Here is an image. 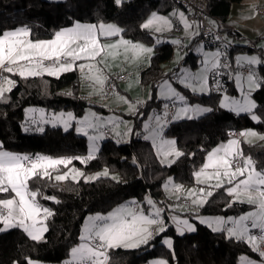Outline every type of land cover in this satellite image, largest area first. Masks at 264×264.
Instances as JSON below:
<instances>
[{
  "label": "trees",
  "instance_id": "16d2710c",
  "mask_svg": "<svg viewBox=\"0 0 264 264\" xmlns=\"http://www.w3.org/2000/svg\"><path fill=\"white\" fill-rule=\"evenodd\" d=\"M212 25L227 20L232 4L241 0H201ZM173 6L171 0H128L117 5L114 0H0V34L8 29L27 27L32 40L49 39L62 28L75 22L102 23L116 22L123 29L121 35L130 40L150 42L149 31L141 28L142 20L151 12L167 14ZM218 29L225 32L231 42L242 40L241 35L230 28ZM229 53L232 61L235 51L252 52L246 45L234 43ZM173 54L170 43L154 46L148 64L139 73L140 83L149 88L150 99L142 107L147 110L155 102V92L163 80L161 65ZM197 56L186 54L196 65ZM264 58V57H263ZM248 67V66H247ZM254 71L260 87L253 91L256 105L252 113L259 119H251L250 113L235 114L219 106L221 94L193 95L188 99L192 105L211 108L196 119H183L171 122L164 132L175 138L177 148L185 155L171 165L161 163L154 146L148 140L134 136L128 141L106 139L95 154V159L87 164L73 160L74 167L91 174L103 168L110 176L79 183L69 179L64 182L53 180H31L29 187L40 189L44 196L55 197L59 203L40 201L53 215L46 220L47 232L41 241L32 240L21 228H10L0 232V264H28L36 259L47 263L62 264L69 256L71 248L79 242V233L87 215L107 213L130 200L143 201L149 197L159 205L162 201L161 186L171 176L183 184L193 183V173L202 167L206 155L219 143L225 141V131L236 129L239 132L252 129L264 133V61ZM169 76V74L167 75ZM78 74L74 71L61 73L58 77L47 75L21 78L16 81L11 92L0 99V145L2 149L22 153L30 157L36 155L56 157H86L88 154L85 138L72 129L62 132L59 127H46L42 133L22 130L23 110L27 106L44 108L47 111L72 110L80 116L87 103L78 95ZM70 87L69 92L64 88ZM232 81H226L225 92H234ZM158 100L155 103H159ZM244 155L250 156L258 170H264V145L260 142L248 143L241 139ZM112 175L117 179H112ZM224 188H215L213 195L199 208L204 216H237L245 211L247 204L232 203ZM11 193H0V197ZM166 231L155 235L148 244L135 249L122 247L109 249L108 264H142L149 259L162 256L168 264H239L242 255L258 258L250 246L241 240L229 239L224 231L213 232L207 226L196 222V230L183 235L177 234L165 218ZM2 226V225H0ZM172 239V248H165L162 238Z\"/></svg>",
  "mask_w": 264,
  "mask_h": 264
},
{
  "label": "snow or ice",
  "instance_id": "6c2138e0",
  "mask_svg": "<svg viewBox=\"0 0 264 264\" xmlns=\"http://www.w3.org/2000/svg\"><path fill=\"white\" fill-rule=\"evenodd\" d=\"M115 3L119 5L121 0H115ZM173 15H178L185 31L192 28V24L189 23L183 12L178 14L174 12ZM172 27V21L168 17L159 16L155 12L141 24V28L155 32H161L165 29L171 30ZM122 31L123 29L113 24L100 23L96 25L77 22L73 27L55 32L54 38L49 40L33 41L31 31L27 27L3 32L0 34V99H3L5 93L11 92L16 85V81L10 76L2 75V73L14 74L27 79L44 74L58 77L61 73L78 69L82 78L91 81L94 86L99 85V89L94 87V90L102 92L108 77L104 75V69L99 65L106 64L109 57L115 59L119 55V48L123 47L125 60H128V53H131L132 59L135 60L141 55L150 54L153 51L151 47L133 43L123 39V37H120L116 43H101V37L120 36ZM173 43L179 44L180 42L173 41ZM220 56L219 51L211 54L205 53L203 70L195 76L185 71L180 83L193 92L209 91L206 73L210 70L228 67L227 64H221ZM77 61H85L86 63L77 64ZM242 61L249 66L261 63V60L256 56L237 58L238 64ZM235 79L244 96L243 102L224 95L220 107L227 108L237 114L241 112L252 113L256 105L249 99V94L251 90L259 88L260 83L250 70L247 75L248 94H245L241 84V76L237 75ZM193 81H197V83H193ZM159 87L161 97L171 100L173 107L176 106L177 101L184 104L174 113L173 120L192 119L193 116L189 113L203 114L212 111L211 108L188 106L185 97L173 88L168 80H165ZM217 90H219L218 82ZM117 98L123 103L129 104L130 111H135V106L130 104L127 98L119 95ZM168 107V104L164 105L163 116L156 115L154 118H150L155 120L156 129L162 130V121L167 122ZM27 112L30 114L38 113V118L35 115H29L27 125L52 123L55 126L56 123H62L65 131L70 126L69 121L74 119L72 113H67L66 118L64 113H60L47 119L43 109H28ZM251 119L258 121L259 118L253 114ZM107 123L118 127L115 120H109ZM79 124L81 126L77 127L76 131L87 136L90 141L86 157L53 158L39 154L30 157L0 150V193L14 194L10 198L0 199V225H2L0 232L10 228H21L34 241L44 239V233L48 230L46 220L53 215V212L38 202L37 197L41 195L40 189H31L29 181L54 179L56 182H64L71 179L79 183V178H83L85 182H90L100 176L109 175L107 169L95 176H85L84 172L74 167L69 168L73 160L87 164L95 159V153L98 151L95 142L103 137V133L89 135V129L98 130L103 126L98 117L95 120H90L86 116L79 121ZM27 125L24 127V131L31 130ZM144 127L149 129L150 126L145 124ZM156 129H153L151 134L144 138L152 139L157 155L163 157L161 163L171 165L185 153L176 147L174 139H164L160 131ZM35 130L43 132L44 128L37 127ZM129 131L131 130L129 129ZM116 135H120V133L117 132ZM230 135L234 134L230 133ZM238 136L244 138V141L248 143H251L250 138L264 140V135H259L252 130L241 131ZM240 145L241 140L233 138L209 151L202 167L193 173L197 184H206L209 190L206 191L205 188H200L199 191L195 188L189 189L185 199H191L192 205L202 207L207 202V197L213 195L211 189L224 188L225 184L229 185L225 189L227 194L233 197L229 207L236 202L248 203L254 205L256 211L241 215L238 218L198 217L199 222L207 225L213 232L226 231L229 239L235 238L245 241L254 252H258L261 257H264V170L258 171L256 169L254 161L250 156L244 155ZM0 149H2V145H0ZM169 157H173V159H169ZM59 166H63L68 171L60 173ZM209 169L212 171H208ZM53 173L56 174L53 175ZM112 179H117V177L113 176ZM213 180L215 183H210ZM169 185L172 186L175 193L184 191L183 186L173 184L171 178H169L165 188L168 189ZM43 198L59 203L52 196H44ZM179 198L177 196V199ZM146 202L152 209L148 214H145L143 209L137 210L122 205L107 215L88 216L79 236L80 243L71 249V259L65 261V264H108L109 249L138 248L148 244L155 235L164 233L166 225L161 215L163 209L157 208L151 198H146ZM130 203L135 205L136 202ZM171 219L176 223L180 235L184 234L185 229L189 232L196 230L195 226L189 223L187 219H181L175 215ZM225 225H231V227H224ZM250 229H258L260 234L258 236L253 235ZM163 244L169 249L172 248L171 239H164ZM28 264H34V262L29 260ZM154 264H168V262L161 259L154 261ZM240 264H255V262L246 256H241Z\"/></svg>",
  "mask_w": 264,
  "mask_h": 264
},
{
  "label": "rangeland",
  "instance_id": "374dc122",
  "mask_svg": "<svg viewBox=\"0 0 264 264\" xmlns=\"http://www.w3.org/2000/svg\"><path fill=\"white\" fill-rule=\"evenodd\" d=\"M49 1H60V0H49ZM124 1H128V0H121V4ZM173 6L174 7L170 10L169 14H162V13H158V12H155V13H157L159 16L168 17L172 21V24H173L174 17H176L175 15H173L174 12L175 13L176 12L177 13L183 12L185 17L187 18V13L182 7H180L178 5H173ZM152 13H154V12L149 13L142 20L141 24H143L152 15ZM187 20H188V18H187ZM75 23H77V22H75ZM75 23L70 27H73L75 25ZM79 23H81V24H95V23H88V22H79ZM102 23L103 24H113V25H116L117 27H119L116 22H102ZM99 24L100 23H98L96 25H99ZM70 27H66V28H70ZM15 29H17V28H15ZM15 29H8L6 31H13ZM62 29H65V28H62ZM62 29H60V30H62ZM60 30H58V31H60ZM144 30L150 31L149 33H150V36L152 37V40L150 42H146L143 40H137V41H132L133 43H139V44L144 45L145 47H151L153 49L152 53L154 52V46L161 44V43H170L172 45V48H173V54H172L171 58L169 60L163 62L161 65L162 74L165 76H164L163 80L160 81V83L158 84V86L156 88L154 99H155V102L160 100V102L158 104L155 102L150 103L147 110H144L142 108V107H144V105L147 103V101L150 99L151 96H150L149 88L143 86L140 83L139 73L148 64L149 57L152 53H150V54L145 53V54L141 55L138 59H135V60L132 59V54L128 53V60H125L124 49H123V47H121L118 49L119 55L115 59H112L111 57H109L106 61V64L99 65V67L104 69V75H106L108 77V79H107V81L103 87L102 92L94 90V87H95V89H99V85L94 86L91 81H88V80H85L84 78H82V74L78 69L75 70L77 72L78 78H79L78 79V92L77 93L87 103V105L85 106V109L82 111L80 116L76 115V113L72 110H60L57 112H51V111H47L44 108L27 106L23 110L22 130L24 131V127L27 125L29 115H35L38 118V113L30 114L27 112V110L28 109H43L45 112V118H47V119H50L53 115H58L60 113H64L65 118H66L67 113H72L74 119L69 121L70 126L68 127V130L72 129L75 134H77L79 136H83L85 138V143L87 145V151H89V144H90L88 137L83 135L82 133H78L76 131V128L81 126L79 124V121L83 120L86 116L89 117L90 120H95L98 117L99 122L103 125L98 130H92V129L88 130L89 135H99L100 133H103V137L95 142L98 150H99L100 146L102 145V143L108 138H112L116 142L128 141L131 138L132 133H134V136H137L139 134H145L148 130L151 132L153 129H156L155 120L150 119V118H154L156 115L163 116L165 104L173 106V102L171 100H166V99L162 98L161 94H160V87L159 86L165 80H168L172 84V87L175 88L181 95H183L185 97V102L188 106L206 107V106H202V105H192V104L188 103V99L190 97H192L193 95L202 94V93L199 91L193 92L190 88L184 87V85L180 83V79L184 76L185 71L187 73L193 75V76L199 74L204 68L205 58L203 57V52L205 50H211V51H213V50L210 48H206L204 45L199 43L196 39L191 40L192 39L191 36L187 39L186 42H184L183 40H181L185 36L184 33H180V30L174 31V26L172 27L171 30L165 29L164 31H161V32H155L154 30H148V29H144ZM196 31H197V29H196ZM120 37H123V36L120 34V36H114V37H101V43L102 44L116 43L120 39ZM52 38H54V36L49 38V39H52ZM49 39H41V40H49ZM123 39L128 40L124 37H123ZM33 41H35V40H33ZM173 41H179L180 43L176 44V43H173ZM240 43H242L243 45H247V43H245L244 40H240ZM263 44L264 43H261L262 46H263ZM181 46L185 48V52L180 51ZM191 52H193L194 54H201V58L197 59L196 65H194L193 62H191L189 60L186 61V59H185V55L189 54ZM251 56H256L262 62L263 57H264V51H260L259 49L254 50L252 52H247V51L243 52V51H238V50L235 51L234 52V59H232V61L230 60L233 68H237L240 65H246L250 68L251 67L255 68L257 65L249 66L246 63H244L243 61L240 64L237 63L238 57H251ZM79 63H86V62L85 61H77V64H79ZM218 70H220V68L216 69L215 71H218ZM86 71H87V69H86ZM211 71H213V70H210L208 73H206V75L208 76V74ZM251 71H252V68H251ZM252 72L255 75V77L257 78L256 73L254 71H252ZM234 73H235L234 74V80H235L234 81V88L236 89V93L235 92H230V93L229 92H223L220 95V97L218 98L219 106H220V102H221L224 95H227L229 98L236 99V100L243 102L244 96L242 95L241 88L237 86L236 79H235L237 75L241 76V74L237 70H235ZM168 74H176L175 75L176 80L175 81L171 80L169 77L170 75L167 76ZM3 75L10 76L11 79H13V76H14V74H8V73H4ZM44 75H47V74H44ZM119 75H125L126 79L125 80H117L114 82L111 80L115 76H119ZM47 76H49V75H47ZM50 77H57V76H50ZM193 83H197V81H193ZM241 84H242V87L244 89V93L248 94L247 76H245V77L241 76ZM109 87L111 88L110 90H108ZM208 88H209V91L203 92V94H208L210 92L209 81H208ZM256 89H258V88L251 90V92L249 94V99L252 102H254L253 98H252V93ZM64 91L69 92L70 87L64 88ZM117 95L127 98L129 103L135 106V111H130L129 110V104L123 103L121 100H119L117 98ZM173 99H175V98H173ZM183 106H184V104L177 101L176 106L173 107L174 110H173V113L171 114V120H167L166 123H164L162 121V123H163L162 130L156 129L157 131H160V134L164 139H174L175 140V138L172 136H166L164 132L166 131V129L168 128V126L171 122H173V121L176 122L179 120L187 119V118H182V119H177V120L172 119V116L174 115V113L180 107H183ZM206 108H208V107H206ZM223 109L229 110L227 108H223ZM244 113H248V112H241L239 114H244ZM93 114H95V115L93 116ZM189 114L193 116L192 119H196L205 113H203V114L189 113ZM252 115H253V113H250V116H252ZM109 120H115L116 123L118 124V127L114 126L113 124L107 123V121H109ZM145 124H149V126H150L149 129H145V127H144ZM27 126L30 127V129H31V130H29L30 132H36V133H42L40 131L35 130L37 127H43L44 130L46 127H59L62 132H65L64 125L62 123H56L55 126H53L52 123L39 124V125H27ZM152 126H153V128H152ZM129 129L131 131H129ZM246 130H252V129H246ZM252 131H254V130H252ZM24 132H28V131H24ZM117 132H119L120 135H116ZM256 133H258V132H256ZM258 134L264 135V133H258ZM107 135H111L112 137H108ZM250 139H251V143L260 142L261 144L264 145V140H259L256 138H250ZM146 140H149V142H151V144L153 145L152 139H146ZM243 141H244V138H243ZM4 151H6V150H4ZM155 151H156V148H155ZM9 152H11V151H9ZM12 153H17V152H12ZM17 154L24 155L22 153H17ZM245 156H247V155H245ZM158 157H159L160 161L163 159L162 156H158ZM56 158H60V157H56ZM205 160H206V158H205ZM163 164L169 165L167 163H163ZM69 168H72V167H69ZM104 170H105V168H103L97 172L91 173V174H85V176H95L97 173L103 172ZM65 171H68V169L64 168L63 166H59V172L60 173H63ZM208 171H212V170L209 169ZM55 174L56 173H53V175H55ZM108 176H110V174ZM113 176L114 175H112V177ZM169 178L172 179L173 184L182 185L184 191L181 193H175L172 190L171 185H169L168 189H166L165 185L167 184ZM210 183L214 184L215 181L213 180ZM225 185H227V184H225ZM228 186L229 185H227L226 188ZM193 188H195L197 191H199L200 188H205L206 191L209 190L207 188L206 184H197L194 176H193V183L192 184L180 183V182L174 180L171 176H169L165 179V181L163 182V184L161 186V190H162V198L161 199L164 203V206L159 205L158 203H156L153 200L155 202L157 208H159V206L163 207V212L161 214L162 218L164 219V221H165V218L168 219L169 223L174 227L177 234H179V233L177 231L176 223L171 219V217L174 215L181 218V219H187L189 221V223L194 225L196 228V222L201 224L199 222L198 217H200V218H216V217L238 218L241 215H245L249 212L256 211V207L254 205L244 203V204L248 205L246 207L245 211L242 212L241 214L237 215V216H234V217L233 216H223V215H216V216L201 215L198 213V210L200 207L192 205L191 199H185L187 191L189 189H193ZM214 189H211L212 192ZM12 195H14V194H10V196H6V197H0V199L10 198ZM177 196H179L180 198L177 199ZM41 197L42 196L39 195L37 197V200L43 207H45L43 205V203L40 201ZM146 198H149V197H145L143 199V201H135L136 202L135 205L131 204L130 202H132L133 200H130L124 206H129V207H133V208L136 207L135 209H137V210L143 209L145 214H148L149 212L152 211V209H151V206H149L147 204ZM230 200L232 201L233 197H230ZM238 203H240V202H238ZM120 206H122V205H119V206L115 207L114 209H116ZM114 209H112L111 211H113ZM111 211H109V212H111ZM109 212H107V213H93V214L87 215V217L88 216H94L96 214L107 215ZM87 217L85 218V220L87 219ZM85 220H84V222H85ZM84 222H83V225H84ZM83 225H82V228H83ZM165 225L167 227L166 223H165ZM201 225L207 226L205 224H201ZM224 227H231V225H225ZM81 232H82V229L79 233V236L81 235ZM186 232H189V231H187L185 229L184 233H186ZM224 232H225L226 236L228 237L227 232L226 231H224ZM164 239H171V237L164 236L162 238V244H163ZM171 241H172V239H171ZM78 243H80V241ZM78 243L76 245H74L73 247L77 246ZM163 245L165 246V248H168L165 244H163ZM124 249H135V248H124ZM70 253H71V251H70ZM70 253H69V256L66 258L65 261L71 259ZM255 253L258 254V256H259L258 258L248 256V255H242V256L248 257L250 260L254 261L255 264H264V257H261L258 252H255ZM161 259L166 261V259L164 257L157 256V257H153V258L149 259L148 261H146L142 264H154V261L161 260ZM31 261H33L34 264H53V263H47V262H43V261L36 260V259H32ZM65 261L62 264H65ZM13 264H16V263H13ZM239 264H240V259H239Z\"/></svg>",
  "mask_w": 264,
  "mask_h": 264
},
{
  "label": "built area",
  "instance_id": "2783aa9c",
  "mask_svg": "<svg viewBox=\"0 0 264 264\" xmlns=\"http://www.w3.org/2000/svg\"><path fill=\"white\" fill-rule=\"evenodd\" d=\"M173 5H178L182 7L186 13L187 18L190 24L194 25L197 29V41L204 45L206 48H212L216 51H219L221 53L220 56V62L222 65L227 64L228 67H221L218 71H211L208 74V81L210 85V91L213 94H222L225 92L226 89V81L227 79L233 74L234 70H237L241 76H247L249 73V68L246 65L238 66L237 68H233L231 61L229 60V53L235 48V45L233 42L229 41L226 37L225 32L218 29L214 25H212L209 22V19L207 17V14L205 12L204 4L201 0H171ZM261 12L264 11V8L260 9ZM180 29L176 27L175 31H179ZM219 37V39H218ZM247 49L254 50L255 45L254 42H248L246 45ZM48 63V62H46ZM7 67V65H5ZM4 73H2L3 75ZM171 80H176V74H169ZM125 75H119L115 76L113 79H111L113 82L117 80H125ZM217 82L219 83V90H217ZM111 88L109 87L108 90ZM173 106L169 105L167 111L169 113L167 120H171V114L173 113ZM165 112V109H164ZM234 134V135H230ZM239 131L236 129H227L225 131L226 138H236L240 139L242 137L238 136ZM40 196H44L43 193H41ZM41 197V198H42ZM40 198V199H41ZM136 208V207H135ZM159 208H162L159 206ZM251 234L253 235H259L260 232L258 229L250 230Z\"/></svg>",
  "mask_w": 264,
  "mask_h": 264
},
{
  "label": "crops",
  "instance_id": "0c3cea01",
  "mask_svg": "<svg viewBox=\"0 0 264 264\" xmlns=\"http://www.w3.org/2000/svg\"><path fill=\"white\" fill-rule=\"evenodd\" d=\"M253 6H255V7H253ZM173 7L174 6H172L170 8V10ZM261 8H264V0H241L238 3L232 4V6L230 8L229 17L227 18V20L223 23H219V24L216 23V26L220 27V28H230V29L235 30L236 32H238L241 35L242 40H244L245 43L254 42V45L257 49H259L260 51H264V44H263V46L261 45V43H264V11L261 12L260 11ZM170 10H169V12H170ZM169 12L167 14H169ZM175 16L176 17H174V19H173L174 31H175L176 27H178L180 29V33H184V35H185V36L183 35L184 37L181 40L186 42L190 36L192 38L191 40H195V39L197 40V34H195V33H197V31H196L195 26L192 25L191 29L185 31L184 26L180 22L178 15H175ZM228 40L231 41V39H229V38H228ZM236 42L239 45H243L242 43H240V41H234V43H236ZM210 49H212V48H210ZM212 50L214 52L211 50H205L203 52V57L205 58V53L211 54V53L217 52L215 49H212ZM180 51L185 52V48L181 46ZM243 52H246V51H243ZM191 53L193 55L197 56L196 61L198 58H201V54H194L193 52H191ZM233 59H234V55H233ZM263 61H264V58H263ZM215 70H213V71H215ZM234 72H235V70H234ZM234 72L229 77V80L232 81V83H233V87H234V81H235L234 80V74H235ZM256 79L259 82L258 78H256ZM234 92L236 93V89L234 90ZM234 113L237 114L236 112H234ZM153 126H152V128H153ZM150 133L151 132L148 130L145 134H139L137 136L139 138L145 139L144 137L149 136ZM107 136L112 137L111 135H107ZM110 139H112V138H110ZM229 139H233V138H229ZM229 139H226L225 141L219 143L217 146H219L222 143H227V141ZM242 140H243V138H242ZM169 159H173V157H169ZM128 202H126V203H128ZM126 203H124L122 205H125ZM81 229H82V227H81ZM250 230H253V229H250ZM186 233H188V232H186Z\"/></svg>",
  "mask_w": 264,
  "mask_h": 264
}]
</instances>
